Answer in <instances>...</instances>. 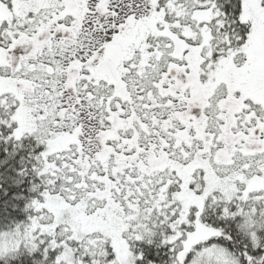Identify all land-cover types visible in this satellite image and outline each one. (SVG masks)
<instances>
[{"label": "snow or ice", "instance_id": "6c2138e0", "mask_svg": "<svg viewBox=\"0 0 264 264\" xmlns=\"http://www.w3.org/2000/svg\"><path fill=\"white\" fill-rule=\"evenodd\" d=\"M0 264H264V0H0Z\"/></svg>", "mask_w": 264, "mask_h": 264}]
</instances>
